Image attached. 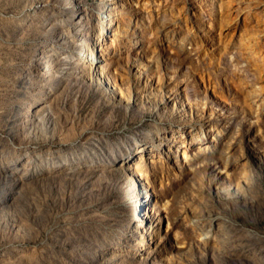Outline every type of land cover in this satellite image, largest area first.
<instances>
[{
  "label": "rangeland",
  "instance_id": "rangeland-1",
  "mask_svg": "<svg viewBox=\"0 0 264 264\" xmlns=\"http://www.w3.org/2000/svg\"><path fill=\"white\" fill-rule=\"evenodd\" d=\"M0 264H264V0H0Z\"/></svg>",
  "mask_w": 264,
  "mask_h": 264
},
{
  "label": "bare ground",
  "instance_id": "bare-ground-1",
  "mask_svg": "<svg viewBox=\"0 0 264 264\" xmlns=\"http://www.w3.org/2000/svg\"><path fill=\"white\" fill-rule=\"evenodd\" d=\"M233 13V12H232ZM49 74H47L46 76H48Z\"/></svg>",
  "mask_w": 264,
  "mask_h": 264
}]
</instances>
